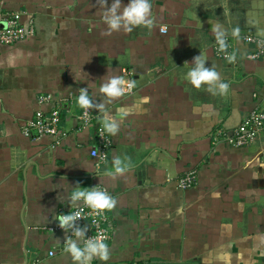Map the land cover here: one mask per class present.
I'll return each instance as SVG.
<instances>
[{"label":"crops","instance_id":"0c3cea01","mask_svg":"<svg viewBox=\"0 0 264 264\" xmlns=\"http://www.w3.org/2000/svg\"><path fill=\"white\" fill-rule=\"evenodd\" d=\"M151 4V28L109 36L98 0H0V14L20 12L35 26L34 37L0 44V264H73L55 215L80 204L68 203L77 184L115 201L105 211L107 264H264V131L244 147L213 139L217 129L231 133L253 110L264 111V55L248 58L255 45L244 40L264 38V0ZM200 53L227 93L188 82ZM124 67L136 87L106 99L101 84L122 78ZM85 88L96 117L81 127L77 97ZM40 95L54 100L39 104ZM54 104L58 138L22 133L36 109ZM106 117L118 131H106L110 144L99 160L91 150ZM117 158L127 170L107 175ZM188 169L197 182L181 189L176 179Z\"/></svg>","mask_w":264,"mask_h":264},{"label":"clouds","instance_id":"9594fccd","mask_svg":"<svg viewBox=\"0 0 264 264\" xmlns=\"http://www.w3.org/2000/svg\"><path fill=\"white\" fill-rule=\"evenodd\" d=\"M100 6V16L107 25V34L111 36L114 32H132L138 27L151 28L153 21L151 19V0H128L125 5L122 0H112L108 4V0H98ZM216 41L220 49H224L225 32L218 26L213 27ZM239 29H234L232 35H238ZM234 60V57H229ZM192 66L186 74L188 82L195 88L199 89L201 85L207 84L208 91L215 94L214 89H218L221 95L227 93L229 85L219 82L220 77L214 67H206V59L200 55L195 56L190 63ZM136 87L133 80L125 81L120 76L113 75L107 82L101 84L99 91L103 93L106 99L111 100L122 96L126 90ZM77 104L82 109H90L96 107L93 100L88 95V89H80L77 97ZM105 129L108 133L115 135L118 131V124L110 118H105ZM114 172H108L107 175L114 176L121 174L127 170L122 161L117 158L113 161ZM83 202L85 206L91 209L97 215H102L106 210L114 207L115 201L111 196L103 190L96 187H80L78 184L68 197V203L75 205ZM80 211H73L67 214L55 215V220L66 234V243L64 252L72 258L73 264H92L93 259H99L102 264H107L110 259V250L104 237L97 236L95 238H86L87 226H81L78 221L81 219ZM71 232V236L67 233ZM83 245V246H81Z\"/></svg>","mask_w":264,"mask_h":264},{"label":"built area","instance_id":"2783aa9c","mask_svg":"<svg viewBox=\"0 0 264 264\" xmlns=\"http://www.w3.org/2000/svg\"><path fill=\"white\" fill-rule=\"evenodd\" d=\"M161 31H166V27H162ZM35 36L34 21L30 18L26 23L22 20V14L20 12H11L6 14H0V44L13 45L25 39ZM244 40L248 43L255 45V50L248 55L250 59H257L264 55V38L255 35H248L244 37ZM227 56V54H223ZM133 70L124 67L121 70L122 79L125 81L133 80ZM134 90H126L124 94H130ZM51 95H40L38 97L39 104H46L53 102ZM96 115L93 109H82V112L78 116L81 127L92 126ZM60 106L53 105L48 112L42 109H36L33 116L28 119L22 127V133L29 135L32 131L35 132L37 137L43 135H50L54 138H58L60 135ZM80 127V129H81ZM264 131V111L253 110L242 122L235 127L231 133L217 129L213 134L214 141L223 140L227 144L234 147H244L254 142L257 136ZM96 135L99 141L98 147L91 150L93 157L102 160L104 158V147L110 144L109 136L103 126L98 125L96 127ZM177 186L181 189H187L194 186L197 182V172L195 169H188L183 175L176 179ZM80 211L81 219L78 223L83 227L86 223L89 225L90 231L87 233L86 238H95L97 236L104 237L105 241L111 237L110 229L107 227L106 212L102 215H97L91 209L80 202L72 211ZM67 214V213H66ZM57 228V227H56ZM71 233V232H70ZM52 254V252L50 253ZM38 261L31 262L29 264H37ZM28 264V263H26Z\"/></svg>","mask_w":264,"mask_h":264},{"label":"water","instance_id":"95a60500","mask_svg":"<svg viewBox=\"0 0 264 264\" xmlns=\"http://www.w3.org/2000/svg\"><path fill=\"white\" fill-rule=\"evenodd\" d=\"M148 264H195L191 262H150Z\"/></svg>","mask_w":264,"mask_h":264}]
</instances>
